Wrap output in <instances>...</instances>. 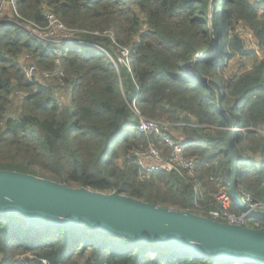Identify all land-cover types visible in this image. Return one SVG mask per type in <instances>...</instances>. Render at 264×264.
<instances>
[{
	"label": "trees",
	"instance_id": "16d2710c",
	"mask_svg": "<svg viewBox=\"0 0 264 264\" xmlns=\"http://www.w3.org/2000/svg\"><path fill=\"white\" fill-rule=\"evenodd\" d=\"M19 5L26 20L43 27L49 11L87 44L58 46V57L14 21L0 22V170L209 217L220 188L232 185V131L226 130L218 91L187 74L190 68L222 86L224 106L238 128L239 189L264 203V0H20ZM236 27L251 34L257 50L231 34ZM201 55L206 58L198 59ZM22 57L43 74L60 64L64 86L59 78H45L51 84L28 78ZM233 59H249L252 66L227 79L224 71ZM57 87L70 90V104L58 100ZM133 103L143 117L177 125L186 158L197 160L195 177L164 170L139 178L135 153L150 144L168 149L160 136L138 132ZM244 154L259 161L244 160ZM195 185L205 191V210L196 207ZM232 211L242 214L235 204ZM248 227L264 231V220ZM0 264L241 263L140 245L95 229H39L0 215Z\"/></svg>",
	"mask_w": 264,
	"mask_h": 264
},
{
	"label": "water",
	"instance_id": "95a60500",
	"mask_svg": "<svg viewBox=\"0 0 264 264\" xmlns=\"http://www.w3.org/2000/svg\"><path fill=\"white\" fill-rule=\"evenodd\" d=\"M207 80L219 93L221 114L228 125L234 120L224 106L222 86ZM234 204L249 217L264 220L240 193L239 154L234 132L230 140ZM0 215L24 219L35 228L69 227L95 229L130 239L140 245L173 250L222 262L264 264V231L226 224L209 217L157 207L114 192L72 188L31 174L0 170Z\"/></svg>",
	"mask_w": 264,
	"mask_h": 264
},
{
	"label": "built area",
	"instance_id": "2783aa9c",
	"mask_svg": "<svg viewBox=\"0 0 264 264\" xmlns=\"http://www.w3.org/2000/svg\"><path fill=\"white\" fill-rule=\"evenodd\" d=\"M19 1L20 0H0V16L4 14L6 7L10 6L12 8L10 10L11 21H14L18 26L27 30L40 44L44 46L46 52H53L60 57V51L56 50V47L58 46L87 44L79 40L78 36V38L75 37L78 33L77 31L68 29L59 20V18L52 13L46 14L47 25L44 27L26 20L19 10ZM202 56L206 58V55H201L200 57ZM36 71L37 68L35 66H30L26 72L28 78L31 79ZM44 77L47 79L59 78L61 82L60 85L64 86V73L60 64H57V67L53 71L45 72ZM135 108H132V111L135 116L138 117V132L141 134L160 136L168 149V153H165V151L159 149L154 144H150L144 151L136 152L135 156L140 168L139 178L143 180L150 177L152 174L164 170L174 171L183 178L195 177L197 160L194 158H186L185 148L181 145V142L183 141L182 139L178 140L167 134L169 127H176L177 125L149 120L143 117ZM226 130L236 132L238 128L236 124H234L230 125L226 128ZM242 159H246L251 162L259 161L258 156H252L249 154H244ZM228 190L229 189L224 187L220 188L218 194L215 195L214 199L216 201V205L213 209L209 210V218L226 224L248 227L249 222L256 219L249 217V213L242 212V214L238 215L232 211V205L234 202ZM194 192L196 194V207L199 210H205L206 208L201 206V201L205 200V191L200 185H195ZM240 193L250 207L251 211H254L255 213H264V203L254 202L251 194L246 191H240Z\"/></svg>",
	"mask_w": 264,
	"mask_h": 264
},
{
	"label": "rangeland",
	"instance_id": "374dc122",
	"mask_svg": "<svg viewBox=\"0 0 264 264\" xmlns=\"http://www.w3.org/2000/svg\"><path fill=\"white\" fill-rule=\"evenodd\" d=\"M12 8L10 6H7L6 7V10L4 11V14L2 16H0V22L2 21H7V20H11V10ZM19 10L21 11L20 9V5H19ZM50 13L49 11L46 12V14ZM240 34L247 42H248V47L249 49H253V50H257L256 47H258L257 45L254 44V40L251 36V34L246 30L244 29L243 27H236V31L235 32H231V34ZM80 36V34L78 33L75 37L78 38ZM123 53H125V55H128V50L125 49L123 50ZM204 59L205 57L202 56V57H198V59ZM20 62H22L23 64L26 65V72L28 71L29 67L34 65L32 64V62H30L27 57H22L20 58ZM119 64L121 65H126L128 66L129 70L131 69V65L129 64V61L127 59H124V58H119ZM252 66V61L251 60H240V59H233L231 60L228 65L226 66V69L224 71V76L225 78L227 79H231L232 77H234L235 75H237L241 70H242V67H245V69H250ZM33 77L37 78V80H39L41 83H44V84H51V83H54L53 81H47L44 77V74L39 71L37 69L36 73L33 75ZM216 82V81H215ZM55 95L56 97L58 98V100L64 104V105H68L70 104V90L69 89H66V88H55ZM135 103L132 104L131 108H135ZM136 109V108H135ZM138 121V117L135 116V122ZM168 131L169 133L176 139H182L184 140V138L182 137V135L178 132V130L175 129V127H169L168 128ZM240 157L242 158L243 155H240ZM229 194L230 196H232V189L230 188L229 190Z\"/></svg>",
	"mask_w": 264,
	"mask_h": 264
}]
</instances>
